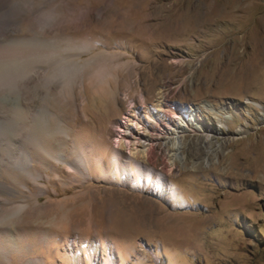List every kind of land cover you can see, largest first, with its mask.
Masks as SVG:
<instances>
[{"label":"rangeland","instance_id":"1","mask_svg":"<svg viewBox=\"0 0 264 264\" xmlns=\"http://www.w3.org/2000/svg\"><path fill=\"white\" fill-rule=\"evenodd\" d=\"M1 2L0 264H264V0ZM160 91L218 132L171 172L112 138Z\"/></svg>","mask_w":264,"mask_h":264},{"label":"bare ground","instance_id":"2","mask_svg":"<svg viewBox=\"0 0 264 264\" xmlns=\"http://www.w3.org/2000/svg\"><path fill=\"white\" fill-rule=\"evenodd\" d=\"M2 5L3 2L0 3V7ZM219 122L222 124V121ZM112 124L114 128H117L112 132V138L116 144L114 152L120 153L119 150H125L131 155L133 162L143 163L154 168L161 163L166 172H171L178 161L185 159V155L186 159H193L194 163L198 162L201 156L204 159L209 153L207 147L209 139L215 136L213 132L218 134L213 130L212 123L198 117L195 109L179 108L165 91L158 93L153 104L147 102L143 106L137 103L133 104L129 113L124 117V122L115 120ZM218 128L220 131V125ZM100 145L103 148L106 146L102 143ZM162 146L163 148H161ZM218 149L220 148L218 147ZM212 153L214 154V151ZM76 160H78V165L70 164L69 167L75 173L80 174L83 179H87L85 173L87 172L90 176V165L84 161L82 153L76 155ZM29 165L28 162L26 166L29 167ZM0 186L6 187L2 184ZM119 189L98 187V190H103L104 194L98 201L95 200L96 198L92 200V209L97 208V213L99 211L111 212L116 216L128 217L153 215V211L160 212L155 207L147 208L146 201H143L141 195Z\"/></svg>","mask_w":264,"mask_h":264}]
</instances>
